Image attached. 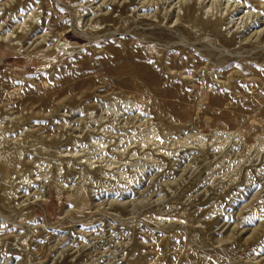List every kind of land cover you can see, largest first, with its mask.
Returning <instances> with one entry per match:
<instances>
[{
    "label": "rangeland",
    "instance_id": "374dc122",
    "mask_svg": "<svg viewBox=\"0 0 264 264\" xmlns=\"http://www.w3.org/2000/svg\"><path fill=\"white\" fill-rule=\"evenodd\" d=\"M262 123L264 0H0V264H264Z\"/></svg>",
    "mask_w": 264,
    "mask_h": 264
},
{
    "label": "bare ground",
    "instance_id": "6f19581e",
    "mask_svg": "<svg viewBox=\"0 0 264 264\" xmlns=\"http://www.w3.org/2000/svg\"><path fill=\"white\" fill-rule=\"evenodd\" d=\"M28 28H26V30H27ZM180 33V32H179ZM148 36V35H147ZM17 42H18V40H17ZM69 44H70V42L69 41H67L66 40V38H64V37H62L61 38V40H60V42L56 45L57 47H56V49L59 51V49H61V48H69V47H71V46H69ZM152 51V50H151ZM137 85V84H136ZM138 86V85H137ZM140 86V85H139ZM134 87V86H133ZM136 89H137V87H136ZM135 89V90H136ZM139 89V88H138ZM138 91H140V90H138ZM151 107H152V105H151ZM163 107V106H162ZM154 109H155V107H154ZM170 111V110H169ZM158 114V113H157ZM161 117H163V116H161ZM262 122V121H261ZM257 124V123H256ZM262 124H264V123H262ZM260 126H261V124H260ZM263 126V125H262ZM261 126V127H262ZM256 127H257V125H256ZM263 128V127H262ZM260 129V128H259ZM258 129V130H259ZM264 130V129H263ZM244 131V130H243ZM262 131V130H261ZM240 133V132H239ZM264 133V132H263ZM198 138V137H197ZM158 143V142H157ZM123 149V148H122ZM164 154V153H163ZM38 163V162H37ZM15 174V173H14ZM39 174V173H38ZM24 176V175H23ZM45 176V175H44ZM27 180V179H26ZM83 194V193H82ZM173 246V245H172ZM135 263V262H134Z\"/></svg>",
    "mask_w": 264,
    "mask_h": 264
}]
</instances>
